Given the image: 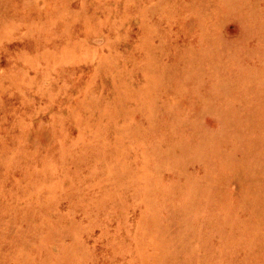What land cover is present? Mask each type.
Here are the masks:
<instances>
[{
  "label": "rangeland",
  "instance_id": "374dc122",
  "mask_svg": "<svg viewBox=\"0 0 264 264\" xmlns=\"http://www.w3.org/2000/svg\"><path fill=\"white\" fill-rule=\"evenodd\" d=\"M0 264H264V0H0Z\"/></svg>",
  "mask_w": 264,
  "mask_h": 264
}]
</instances>
